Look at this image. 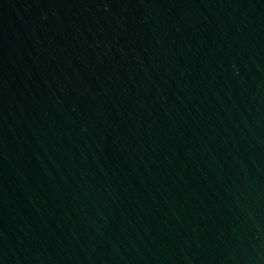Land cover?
<instances>
[{
	"label": "water",
	"instance_id": "water-1",
	"mask_svg": "<svg viewBox=\"0 0 264 264\" xmlns=\"http://www.w3.org/2000/svg\"><path fill=\"white\" fill-rule=\"evenodd\" d=\"M133 264H264V3L204 103Z\"/></svg>",
	"mask_w": 264,
	"mask_h": 264
}]
</instances>
